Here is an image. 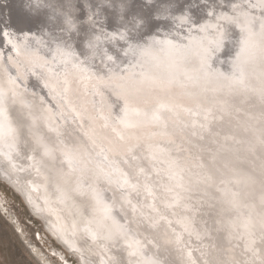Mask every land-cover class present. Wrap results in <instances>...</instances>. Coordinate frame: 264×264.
<instances>
[{
	"label": "bare ground",
	"instance_id": "bare-ground-1",
	"mask_svg": "<svg viewBox=\"0 0 264 264\" xmlns=\"http://www.w3.org/2000/svg\"><path fill=\"white\" fill-rule=\"evenodd\" d=\"M147 1L0 0V179L76 264H264V211L257 219L230 194L233 167L208 173L217 145L197 136L199 118L245 122L241 106L231 100L222 116L210 109L216 76L201 85L181 68L169 83L154 76L168 67L154 54L168 51L198 74L228 77L222 61L249 47V33L264 38V0ZM116 29L141 45L116 39ZM97 36L89 50L86 39ZM66 48L69 56L55 55ZM132 55L144 66L128 63ZM128 95L135 104L125 122ZM244 106L264 126L261 110ZM155 107L162 122L146 115Z\"/></svg>",
	"mask_w": 264,
	"mask_h": 264
},
{
	"label": "water",
	"instance_id": "water-1",
	"mask_svg": "<svg viewBox=\"0 0 264 264\" xmlns=\"http://www.w3.org/2000/svg\"><path fill=\"white\" fill-rule=\"evenodd\" d=\"M140 1L145 4V6H150L147 0ZM152 2L151 4H155ZM167 12L168 11L166 8V10H163V12H159L158 15L156 14L157 17H153V21H150L149 23L150 27L154 23H156L155 21L164 20L165 16L163 14H166ZM111 23V19L104 20L102 23V29L104 30L106 27H112ZM114 31L118 32V34L114 37H116V39H120L118 35H122L123 32L117 29ZM123 35L132 37L134 42L136 41L137 44L141 43L137 35H134L131 31L126 30L124 31ZM164 35L165 33H159L160 37H164ZM2 36V33H0L1 38ZM155 41L157 40L155 39ZM247 41H250V45L246 50L242 48L238 53L232 54L230 58L222 61V65L224 62V65L226 64L228 68V70H225L228 72L224 73L223 71V73L228 77H224L221 75L219 77V75H217L215 72H208L207 69L204 70L203 74H198L196 68L200 67L199 65L195 64V66H185L182 58L177 60V57H179L180 55L175 57L168 51L162 52L161 55L154 54L156 55V57L159 56V58H157V61L160 64L168 65L165 70H161L162 73L158 72V75H156L155 73L154 76L160 77L163 81L165 79L164 82H167V80H170L169 78H167V76H170L171 73L178 72V69L181 68L182 74L185 76V79H187V81L191 82V80H194L197 81L200 85L202 83L206 84V82L208 81L207 79L212 81V79L216 76L219 78V81L215 82L210 95H208L210 109L211 106L215 104V106L213 107H216V110H218L221 116L222 114L225 115V113H230V111L232 110L234 103L230 101L235 99L236 106L245 107L244 105L246 103L254 104L256 109L261 110L262 113L259 112V114L262 115L264 114V94H262V90H264V54L260 55L258 51L261 48H264V38L259 39L255 35L249 33L247 36ZM151 56L148 57V60H150V62L154 60ZM135 58L136 56L132 55V58L129 59L128 63L132 62L134 67H141L138 65V62L140 61V63L143 64V67L145 64V62H143V58H136V60L133 61V59ZM124 66H126V64H124ZM226 66H224L223 69H225ZM241 67H243L244 69L242 84L238 82V78H240ZM148 68L145 69V75L143 77L147 81L151 80L148 75H150L152 72V70L150 71ZM172 80L176 81V79L174 78H172ZM169 82L170 81H168L167 83ZM180 88L181 87H179V89ZM176 90L177 89H175L174 91ZM168 91L169 90H166L165 93H168ZM172 95L175 94L172 92ZM162 96L165 97V94H162L160 97ZM124 98L125 100H122L123 102H125V117L123 116V120H125V122H129L128 116H130V114L127 111L129 108L131 109V106L133 104H135L133 100L134 97L128 95ZM148 98L151 101H155L157 99L154 94H150ZM188 103L192 102L188 101ZM192 106L193 105H191L190 107ZM240 108H237V111L235 109V113H244V117H246L244 120L245 122H238L236 125L234 123L232 124L231 122L226 123V121L224 120L225 116L223 118L220 117L219 119L210 118L207 120L199 118L200 123L199 129L197 131V136H201L204 140H208L210 143L214 142L217 145L218 153H216V160H214L213 162L214 167L212 169L207 167L208 173L216 175V173H222L220 169H225V167L228 165L233 167L235 169V176L233 178V188L235 192L230 193L228 190L227 191L232 195L236 194L240 202L249 201L251 204L249 211L254 217H257L258 219L261 217L264 211V126L262 125V123H258V117H256L255 115L256 112H252L253 114L243 112ZM148 111L150 113H146V115L152 117L153 120L162 122V120L159 118V112H157L156 107ZM221 111L226 112L221 113ZM146 119H148V117ZM145 120L142 119V124L148 121ZM197 136L195 135V137ZM0 182L3 181H1L0 179ZM228 189L230 190V188ZM15 195L23 202L19 194L15 193ZM5 218L11 225H13V222L7 216H5ZM13 228L19 233V230H17L14 225ZM31 253L33 258L37 259L34 251H31ZM39 262H41L42 264V261Z\"/></svg>",
	"mask_w": 264,
	"mask_h": 264
},
{
	"label": "rangeland",
	"instance_id": "rangeland-1",
	"mask_svg": "<svg viewBox=\"0 0 264 264\" xmlns=\"http://www.w3.org/2000/svg\"><path fill=\"white\" fill-rule=\"evenodd\" d=\"M14 192L7 183L0 182V198H3L5 207L2 210L0 206V264H41L39 261L42 264H47L46 261L49 264H76L77 259L57 242ZM5 216L13 222L19 233ZM31 251L39 255L38 260L33 258Z\"/></svg>",
	"mask_w": 264,
	"mask_h": 264
},
{
	"label": "snow or ice",
	"instance_id": "snow-or-ice-1",
	"mask_svg": "<svg viewBox=\"0 0 264 264\" xmlns=\"http://www.w3.org/2000/svg\"><path fill=\"white\" fill-rule=\"evenodd\" d=\"M36 2H37V4H39V0H36ZM89 19H91V18H89ZM64 23L68 26L69 30H71V28L74 26L72 21L69 18H65ZM133 24H135V21H133ZM241 26H242V29H243V27H245L246 25L242 24ZM248 27H250V26H248ZM261 29L264 30V21H262V23H261ZM121 38L123 39L124 36L121 35ZM244 44H245V50H246L247 42H244ZM85 46L89 50L97 49L99 47V37L98 36L97 37H88L86 39ZM141 52L142 53H146L147 49H141ZM70 54H71L70 48H66L64 50L58 49L55 55H59V56H62V57H67ZM205 54L207 55V49H205ZM107 58H108V60H112L113 59V57L110 56V55L107 56ZM64 63H68V60L65 59ZM76 66L77 65L73 64V67H76ZM243 72H244V69H243V67H241L240 68V78H238V82L241 83V84L243 83ZM262 94H264V90H262ZM0 111H2V110H0ZM3 130H4V124L2 122H0V133H2ZM8 131H9V133H11L12 129L9 128ZM45 155H48L47 149H45ZM124 183L128 184V180L126 178L124 179ZM131 187L135 188V185H131ZM262 228H264V222H262ZM129 246L131 247V245H129Z\"/></svg>",
	"mask_w": 264,
	"mask_h": 264
}]
</instances>
